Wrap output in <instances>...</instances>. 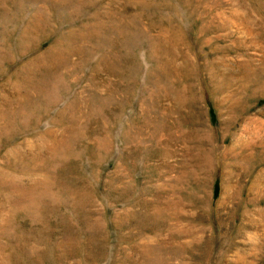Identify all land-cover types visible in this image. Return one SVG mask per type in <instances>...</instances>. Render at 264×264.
I'll return each instance as SVG.
<instances>
[{
  "label": "rangeland",
  "instance_id": "rangeland-1",
  "mask_svg": "<svg viewBox=\"0 0 264 264\" xmlns=\"http://www.w3.org/2000/svg\"><path fill=\"white\" fill-rule=\"evenodd\" d=\"M0 264H264V0H0Z\"/></svg>",
  "mask_w": 264,
  "mask_h": 264
},
{
  "label": "bare ground",
  "instance_id": "bare-ground-1",
  "mask_svg": "<svg viewBox=\"0 0 264 264\" xmlns=\"http://www.w3.org/2000/svg\"><path fill=\"white\" fill-rule=\"evenodd\" d=\"M55 49V48H54ZM57 50V49H56ZM52 51V50H51ZM57 55V54H56ZM226 201V200H225Z\"/></svg>",
  "mask_w": 264,
  "mask_h": 264
}]
</instances>
